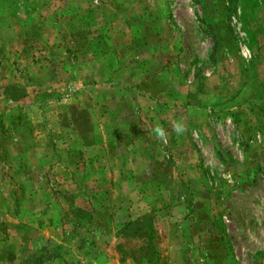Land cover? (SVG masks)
<instances>
[{
    "label": "rangeland",
    "instance_id": "1",
    "mask_svg": "<svg viewBox=\"0 0 264 264\" xmlns=\"http://www.w3.org/2000/svg\"><path fill=\"white\" fill-rule=\"evenodd\" d=\"M141 7L148 17L135 30L130 10L112 24L117 48L152 47L142 53L150 59L137 86L142 96L129 86L131 108L115 102L134 161L111 162L102 181L50 180L44 216L62 243L37 257L22 244L10 263L3 261L14 248L5 242L0 264H264V0H142ZM29 21L37 24L34 15ZM81 88H68L67 97ZM127 187L133 195L125 199ZM35 206L19 200L17 213L32 221L26 213ZM106 252L110 259H97Z\"/></svg>",
    "mask_w": 264,
    "mask_h": 264
},
{
    "label": "crops",
    "instance_id": "2",
    "mask_svg": "<svg viewBox=\"0 0 264 264\" xmlns=\"http://www.w3.org/2000/svg\"><path fill=\"white\" fill-rule=\"evenodd\" d=\"M141 1L0 0V130L9 134V139L0 143V154L5 156L0 159V263L5 242L14 248L3 261L10 263L16 260L15 252L22 244L37 257L38 251L44 253L52 244L62 243L47 221L49 216H44L48 207L43 197L49 193L50 180L76 181L79 177L84 182L99 181L109 169L114 171L108 165L111 162L134 161L129 137L119 135L124 117L115 102L126 100L131 108L133 96L127 87L144 81L143 67L150 59L143 58L142 53L152 47L137 41L117 48L112 44V24L124 6L125 11L130 10V17L138 18ZM31 15L36 17V25L29 21ZM78 17H86L89 25L85 27ZM136 26L129 27L135 30ZM95 31L104 44L90 41ZM79 35L87 39L78 40ZM70 38L76 39L75 46L70 47L78 53L75 60L67 54L66 40ZM30 43L34 45L30 47ZM21 48L26 49L24 55ZM44 56L47 61L35 59ZM101 83H107V88H99L103 87ZM78 85L81 90L67 97V89ZM139 88L136 91L142 96ZM83 92L88 96L81 97ZM107 145L113 147L111 154ZM130 167L128 164L124 170ZM123 195L131 198L132 187H127ZM25 199L35 203L32 210L41 211L42 227L35 226L40 218L36 212L26 213L33 214L32 221L17 213L19 200ZM63 244L66 247L65 241ZM110 253L97 259L108 260Z\"/></svg>",
    "mask_w": 264,
    "mask_h": 264
},
{
    "label": "trees",
    "instance_id": "3",
    "mask_svg": "<svg viewBox=\"0 0 264 264\" xmlns=\"http://www.w3.org/2000/svg\"><path fill=\"white\" fill-rule=\"evenodd\" d=\"M119 5V4H118ZM124 7H126V6H124ZM123 7V9H121L120 11L122 12V14H120V19L121 18H125V13L127 12V10L125 11V8ZM123 11H125V12H123ZM147 11H145L144 9L141 11V13L139 14V17L137 18V17H133V18H135V19H137V20H135V19H131V17H130V21H129V24L130 25H139V24H141L143 21H145V19L148 17L147 15ZM147 16V17H146ZM146 17V18H145ZM145 18V19H144ZM78 19L81 21V22H83L84 23V25H85V27L86 26H88L89 25V22L87 21V18L86 17H78ZM143 19V20H142ZM88 22V23H87ZM94 36H91V39H90V41H94V42H96V44H104V40H103V38H102V36H100V34H97V31H95L94 32ZM140 34H141V32H140ZM147 36H149L148 35V33H147V35H145V37H147ZM135 39V38H134ZM139 43H142V42H139ZM143 43H145V42H143ZM142 82H139V83H137L135 86H128L130 89H132L133 91L135 90H137V86L138 85H140ZM127 87V88H128ZM134 87V88H133ZM137 92V91H136ZM139 94V93H138ZM0 127H2V121H0ZM2 130V129H1ZM1 130H0V135L1 136H3L2 138H4V140H7V139H9V138H7L8 136H6V135H4V134H2L1 133ZM5 142V141H4ZM3 142V143H4ZM0 143H2V139H1V137H0ZM2 143V144H3ZM2 158H5V156H3V154H0V159H2ZM37 216V215H36Z\"/></svg>",
    "mask_w": 264,
    "mask_h": 264
},
{
    "label": "clouds",
    "instance_id": "4",
    "mask_svg": "<svg viewBox=\"0 0 264 264\" xmlns=\"http://www.w3.org/2000/svg\"><path fill=\"white\" fill-rule=\"evenodd\" d=\"M174 131H176L178 134L183 133V131L185 130L183 125L180 123H176L173 126ZM155 133L157 134L158 138L163 139L166 136V132L164 131V129L162 128V126L157 125L154 129Z\"/></svg>",
    "mask_w": 264,
    "mask_h": 264
}]
</instances>
